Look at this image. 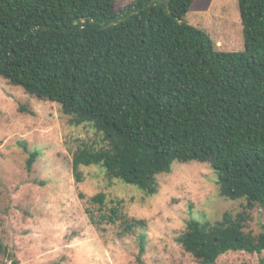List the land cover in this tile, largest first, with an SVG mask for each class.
<instances>
[{
	"label": "trees",
	"instance_id": "obj_1",
	"mask_svg": "<svg viewBox=\"0 0 264 264\" xmlns=\"http://www.w3.org/2000/svg\"><path fill=\"white\" fill-rule=\"evenodd\" d=\"M195 1L137 0L117 11L114 0H0V78L102 135L104 147L74 153L76 183L81 167H98L154 196L173 164L209 165L220 197L245 203L214 223L189 218L176 243L216 264L229 252H264V226L245 231L264 208V0H238L245 50L228 53L185 21ZM21 147L31 172L39 153ZM88 202L99 232L119 225L120 236H136L144 264L147 222L103 192ZM0 255L20 264L1 241Z\"/></svg>",
	"mask_w": 264,
	"mask_h": 264
},
{
	"label": "rangeland",
	"instance_id": "obj_2",
	"mask_svg": "<svg viewBox=\"0 0 264 264\" xmlns=\"http://www.w3.org/2000/svg\"><path fill=\"white\" fill-rule=\"evenodd\" d=\"M119 11L137 0H114ZM185 21L203 31L217 52H244L238 0H196ZM60 105L41 101L0 78V241L20 264H138L136 236H120L119 225L99 232L88 200L105 193L122 200V213L147 222L144 264H199L176 243L189 218L214 223L225 212L241 211L244 200L220 197L217 175L209 165L175 163L158 177L159 190L147 196L121 181L112 183L98 167H81L76 183L72 160L82 145L104 147L90 124L75 127ZM39 156L31 172L21 144ZM80 194L84 199L80 198ZM245 231H263L264 208L251 212ZM264 264L261 255L229 252L216 264ZM0 264L12 261L0 255Z\"/></svg>",
	"mask_w": 264,
	"mask_h": 264
}]
</instances>
